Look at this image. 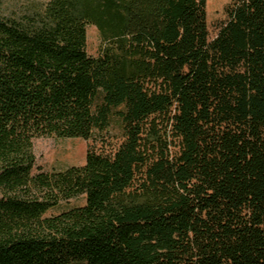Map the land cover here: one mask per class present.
Masks as SVG:
<instances>
[{"label":"trees","instance_id":"16d2710c","mask_svg":"<svg viewBox=\"0 0 264 264\" xmlns=\"http://www.w3.org/2000/svg\"><path fill=\"white\" fill-rule=\"evenodd\" d=\"M206 3L0 15V264H264V0H230L213 39ZM39 138L85 163L35 170Z\"/></svg>","mask_w":264,"mask_h":264},{"label":"rangeland","instance_id":"374dc122","mask_svg":"<svg viewBox=\"0 0 264 264\" xmlns=\"http://www.w3.org/2000/svg\"><path fill=\"white\" fill-rule=\"evenodd\" d=\"M49 0H0V15L10 16L23 10L31 4L46 3ZM230 0H207L206 17L207 28L210 39L216 36L219 27L226 20L225 9ZM102 40L98 30L94 26L87 27V54L98 57L102 47ZM108 144L105 147L99 143L95 146L97 150L101 147L104 151H110L121 139L119 128L112 126L107 134ZM88 142L80 139H57L39 138L33 142L35 155V170L52 172L65 169L70 166H82L85 163ZM91 144V143H90ZM84 197H79L62 204L57 209L49 211L46 216L58 214L61 211L84 205Z\"/></svg>","mask_w":264,"mask_h":264}]
</instances>
